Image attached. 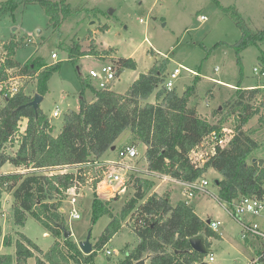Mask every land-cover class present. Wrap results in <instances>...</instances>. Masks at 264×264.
I'll list each match as a JSON object with an SVG mask.
<instances>
[{"label": "trees", "instance_id": "1", "mask_svg": "<svg viewBox=\"0 0 264 264\" xmlns=\"http://www.w3.org/2000/svg\"><path fill=\"white\" fill-rule=\"evenodd\" d=\"M33 3L44 9L55 30L60 29L71 11L66 0H5L0 3V15L18 4ZM215 3L220 6L217 1ZM233 13L242 30L241 38L234 45L238 53L247 45L262 40L264 29L251 31L234 9ZM105 29L107 26L103 25L101 30ZM20 44L24 43L14 40L3 43L7 57L0 64V81L7 77V69L34 74L36 93L44 96L48 91L47 81L59 64L45 65L41 59L19 64L14 60V54ZM69 53L74 57L93 54L100 58L111 54L117 76L124 69H136L137 66L132 57L114 56L113 48L82 51L73 45L69 47ZM237 61L240 64L239 56ZM165 67L163 62L139 73L125 92H117L111 87L97 88L79 74L81 94L88 88L93 99L81 98L79 109L65 114L56 135L52 134L54 127L40 104L37 109L28 104L34 93L25 92L23 85L12 97L0 102V231L2 197L9 193L13 199L14 224L22 226L31 216L53 237L49 248L42 250L22 232H18L14 240L10 235H4L3 246L13 245L14 251L0 252V264H27L30 257L35 258V264H92L97 250L108 242L127 217L133 222L138 243L116 264H135L147 251L156 254L149 264L203 262L206 254L192 250L189 239L202 236L210 251L209 238H220L219 233L208 227L193 205L184 200L171 205L169 191L161 195L152 192L155 178L148 173H144V177H135L134 194L118 214L112 213L108 200L100 199L94 193L91 223H96L103 215H107L109 221L90 254H83L71 236L65 238L63 235L68 227L60 208L67 190L85 181V165L96 161L114 146L115 139L125 128L130 130L129 142L144 144V160L149 172L192 181L212 169L221 176L216 178L215 186L217 197L223 202L262 191L264 162L248 159L259 143L243 130V126L259 113L264 103V91L258 87L240 89L237 85L234 101L238 109L237 124L231 131V138L226 146H216L215 152L204 163L198 164L190 158V151L212 131L220 132L223 119L211 122L200 115L196 105H188L199 80L197 75L181 93L174 88L165 89ZM152 95L153 101H148ZM24 119L25 126L21 129L20 122ZM5 164L11 165L13 170H2Z\"/></svg>", "mask_w": 264, "mask_h": 264}, {"label": "rangeland", "instance_id": "2", "mask_svg": "<svg viewBox=\"0 0 264 264\" xmlns=\"http://www.w3.org/2000/svg\"><path fill=\"white\" fill-rule=\"evenodd\" d=\"M2 1L5 0H0V3ZM66 2L70 4L71 11L58 30L54 29L44 9L37 3L18 4L14 9L0 15V44L10 40L24 43L16 48L14 54L16 62L24 64L41 59L45 65L59 64L47 81L48 91L39 102L41 110L54 127L53 135L60 131L65 114L79 109L81 98L92 100L90 89L85 88L81 94L79 74L88 81L87 73L90 68H98L105 62H112V55L108 53L104 58L93 54L74 57L69 53V47L73 45L82 51H88L90 48L98 51L113 48L114 56H130L136 60V69H124L111 84V88L117 92H125L139 73L153 66H160L163 62L166 64L165 78L174 68L182 67L174 80L173 88L178 93H181L197 75L199 80L188 105H196L200 115L211 122L223 119L222 128L226 135L232 133L237 124L235 115L238 109L234 106L239 88L237 85L240 89L258 87L264 91V76L254 72V67L264 69V38L256 44L247 45L237 53L234 45L241 38L242 30L236 23L233 13L234 9L251 31L263 30L264 0H66ZM200 15H205L206 19L200 21ZM103 25H106L107 29L101 30ZM53 52L57 54L56 58L51 57ZM238 56L240 64L237 61ZM187 69L192 72H188ZM27 76L22 79L21 86L23 85L25 92L35 94L36 77L34 74ZM92 83L94 84V81ZM148 101H153V95ZM56 107L59 110L58 115L53 116L52 111ZM216 109L218 111L215 113ZM243 130L259 143V147L248 159L255 158L264 162V103L260 106L259 113L243 126ZM129 141L130 130L125 128L115 139L116 149H108L102 155L103 160L86 164L85 181L81 182L77 189L67 192L62 200L60 210L76 243L84 240L90 231V241L95 244L109 221L108 216L103 215L96 223H91V200L94 193L100 199L108 200L112 213L118 214L125 202L134 194L135 177L145 176L144 144ZM126 145L135 146L137 157L129 162L133 168L127 171L128 174L124 177L125 189L119 192L116 186L104 182L101 171L106 167V161L110 159L112 162H108V167H118L114 164L117 161V151ZM198 150L205 153L201 149ZM142 164L145 165L142 167ZM203 176L209 181L210 194L186 199L180 185L161 182L158 179H155L152 192L161 195L169 191L171 205H175L179 200H186L188 204L193 205L194 211L202 219L220 220L221 225L217 231L220 238H209V250L214 255V260L210 264H244L247 257L252 255V251H248L249 247L240 238L239 225L225 210L224 206L229 205L215 198L217 191L213 180L221 176L213 170L207 171ZM95 179L100 180H97L98 184L95 183L97 186L93 183ZM72 196L76 198L75 205L80 215L76 219L69 216L71 205L68 200ZM12 201V196L4 193L0 252H12L13 245L4 247L2 238L7 234L14 240L18 232L31 238L42 250H47L53 237L31 216L26 219L24 225H15ZM257 220L261 223L260 219ZM132 223L129 217L122 221L118 231L97 250L92 264H116L137 245L138 238ZM107 250H110L111 254H107ZM28 264H35V258L30 257Z\"/></svg>", "mask_w": 264, "mask_h": 264}, {"label": "built area", "instance_id": "3", "mask_svg": "<svg viewBox=\"0 0 264 264\" xmlns=\"http://www.w3.org/2000/svg\"><path fill=\"white\" fill-rule=\"evenodd\" d=\"M205 19V15L199 16L200 21H204ZM6 57V50L3 44H0V64L5 62ZM51 57L56 58L57 54L53 52L51 54ZM181 68V66L176 67L167 75L164 81L165 89L170 90L174 87V80L179 75ZM187 71L192 72L189 69H187ZM116 72L117 70L115 64H113L112 62H105L98 68H90L87 73V79L90 81H94L93 85L97 88L103 89L111 87V84L117 77ZM254 72L257 75L264 76V69L261 67H254ZM26 77H28L26 74L16 73L15 69L13 68L7 69V77L4 80L0 81V102H2L4 99H7L8 97H12L15 93H17L21 87L22 79ZM58 111L59 110L56 107L52 111V115L57 116ZM20 128L23 129L22 122H20ZM230 138L231 133L229 135H226L224 133V128H222L220 132L212 131L203 138L200 144L196 145L190 151L189 156L194 162L202 164L206 159H208L209 156H211L215 152L216 146H226ZM207 148H209V150ZM198 149L205 151V153L199 151ZM136 155L137 151L135 146L126 145L120 147L117 151V161H115L116 163H114L119 167V169H117L118 167L114 166H112L113 168L108 167V162H112L111 159L106 161V165L105 163H102V165L106 166L103 167L101 171V177L104 182L109 185L111 184L113 186H116V190L119 192L123 191L125 189L124 177L126 174H128L127 171L133 168L129 162L136 158ZM143 170H146L144 173H148L150 176L158 179L161 182L176 183L180 185V187L182 188V194L186 197V199L211 193L208 190L209 181L203 175L192 181H181L179 179L171 177L168 174L149 172L147 168ZM98 183L99 182H97V184ZM79 185L69 188L67 192L77 189ZM261 188L262 191L260 193L244 195L237 200H232L229 202L224 201V203L228 204L229 206L226 207L223 205L227 213L239 225L240 238L243 241L254 240L259 245L255 255L252 258H248L244 264H264V178L261 181ZM215 198L219 200L217 194L215 195ZM68 202L71 205L69 208V216L74 219L79 218L80 215L75 205V196H72L68 200ZM257 219L261 220L262 225ZM207 225L210 229L218 231L221 222L218 219L209 218V222L207 223ZM106 253L111 254V251L107 250ZM213 260V253L211 251H208L203 261L210 264Z\"/></svg>", "mask_w": 264, "mask_h": 264}, {"label": "water", "instance_id": "4", "mask_svg": "<svg viewBox=\"0 0 264 264\" xmlns=\"http://www.w3.org/2000/svg\"><path fill=\"white\" fill-rule=\"evenodd\" d=\"M43 96L35 93L34 97L31 101H29L28 104L32 105L33 108L37 109L39 106V102L42 100ZM115 146H112L111 149L113 150ZM255 158H253V161ZM218 180L214 179L213 183L217 184ZM209 222V219H206V223ZM64 237L68 238L72 235L71 231L68 229L64 230ZM189 244L191 246V249L201 253V254H206L208 252L207 247L205 246L204 239L202 236H195L189 239ZM79 249L81 252L85 255L90 254L93 251V243L90 241V231L87 232V235L84 240L78 241L77 243ZM156 254L147 251L144 253L138 260L135 261V264H149L150 259L152 256ZM200 264H208L207 262L203 261Z\"/></svg>", "mask_w": 264, "mask_h": 264}, {"label": "crops", "instance_id": "5", "mask_svg": "<svg viewBox=\"0 0 264 264\" xmlns=\"http://www.w3.org/2000/svg\"><path fill=\"white\" fill-rule=\"evenodd\" d=\"M127 57H130V56H127ZM133 58V57H132ZM124 71V70H123ZM122 71V72H123ZM121 72V73H122ZM144 72H146V71H144ZM118 77V76H117ZM89 84H91V85H93V83H92V81H90V80H88L87 81ZM220 82V81H219ZM250 88V87H249ZM91 99H93V97L91 98ZM197 110H198V112H199V109L197 108ZM209 120V119H208ZM209 121H211V120H209ZM25 122H26V120L24 119V121H22V123H23V128H24V126H25ZM115 142V141H114ZM144 149H145V146H144ZM99 160H103L102 159V156L100 157V158H98L96 161H94V162H92V163H90V164H93V163H95V162H97V161H99ZM104 160H106V159H104ZM146 163V162H145ZM9 165V164H8ZM7 164H5L3 167H2V170H4V171H11V170H13V167L11 166V165H9L8 166ZM143 165H145V164H143ZM210 170H212V169H209L208 171H210ZM214 171V170H213ZM215 172V171H214ZM216 174H218L217 172H215ZM205 220V219H204ZM246 244V246L247 247H249V249H248V251L249 250H251L252 251V255L254 256L255 255V253L257 252V248L259 247V245L257 244V242L256 241H244ZM5 247V246H4ZM14 251V249L12 250V252ZM11 252V253H12ZM249 253V252H248ZM251 255V256H252ZM247 257V259L248 258H252V257ZM247 259H246V261H247ZM245 261V262H246ZM27 264H28V262H27Z\"/></svg>", "mask_w": 264, "mask_h": 264}]
</instances>
